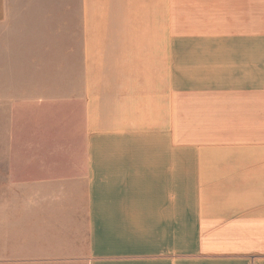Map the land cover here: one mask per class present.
I'll use <instances>...</instances> for the list:
<instances>
[{"label": "crops", "instance_id": "0c3cea01", "mask_svg": "<svg viewBox=\"0 0 264 264\" xmlns=\"http://www.w3.org/2000/svg\"><path fill=\"white\" fill-rule=\"evenodd\" d=\"M2 56L7 264H264V0H7Z\"/></svg>", "mask_w": 264, "mask_h": 264}, {"label": "rangeland", "instance_id": "374dc122", "mask_svg": "<svg viewBox=\"0 0 264 264\" xmlns=\"http://www.w3.org/2000/svg\"><path fill=\"white\" fill-rule=\"evenodd\" d=\"M4 12L0 27V49L7 47V0ZM0 154H7V60L4 62L3 56L0 59ZM3 254H7V243H0V256ZM0 264H7V259L0 258Z\"/></svg>", "mask_w": 264, "mask_h": 264}]
</instances>
